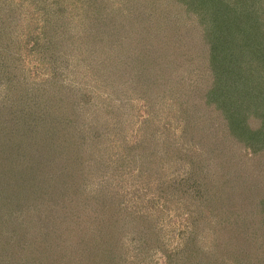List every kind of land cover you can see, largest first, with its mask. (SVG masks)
Returning a JSON list of instances; mask_svg holds the SVG:
<instances>
[{
  "label": "rangeland",
  "instance_id": "374dc122",
  "mask_svg": "<svg viewBox=\"0 0 264 264\" xmlns=\"http://www.w3.org/2000/svg\"><path fill=\"white\" fill-rule=\"evenodd\" d=\"M14 1L12 33L21 40L19 45L10 44L24 64L21 73L28 87L21 92L27 101L16 95L19 91L15 94L0 85V109L4 107L7 115L12 99L20 110L25 106L24 112L34 100H45L47 107L56 105L52 107L57 111L67 103L75 108L72 116L63 115V106L58 111L64 119L53 121L59 125L57 134L51 133L52 112L27 117L44 132H31L26 126L21 147L27 146L33 154L30 160L39 163L40 148L65 138L68 150L58 148L55 159L50 156L54 169L71 176L65 181L79 182L77 189L83 195L94 194L98 185L106 187L101 203L88 201L71 211L76 223L60 227V236H50L53 224L48 231L44 228L50 205L42 206L39 215L31 209L33 218L25 211L26 196L18 198L25 203L16 202L20 205L14 211L10 204L3 206L0 263L36 264L37 259V264H242L241 260L264 264V137L257 138L264 128V29L257 44L263 55L238 57L243 66L239 72L249 77L240 90L226 91L230 101L224 105L207 96L215 69L207 62L198 0H57L48 8L51 14L63 8L62 19L52 16L63 27L62 33L51 34L57 43L51 51L42 36L38 44H25L32 29L42 31L51 19L35 13L29 0ZM260 1L249 3L264 21V0L261 7ZM109 21L116 42L104 35L110 32ZM93 32L102 41L85 40ZM170 41L175 42L169 45ZM155 50L161 52V63L154 67L147 53ZM0 59L5 66L10 62L9 56ZM226 69L229 73L233 68ZM61 70L63 78L58 76ZM148 72L152 80L142 83ZM153 79L168 86H157ZM41 105L36 103L37 108ZM6 115L3 111L8 120ZM20 116L23 119V113ZM74 116L76 121H67ZM19 141H13L14 151ZM77 150L83 165L71 160ZM25 160L14 162V169L0 168L2 201L17 198L10 186L16 174L27 175L31 161L25 165L29 158ZM97 161L103 176L94 168ZM35 171L38 179L49 176V170ZM27 176L17 183L22 195L30 184ZM38 179L34 181L42 178ZM225 180L231 185H222ZM60 204L62 200L51 207ZM101 206L103 215L98 217ZM38 236L49 240L42 246L39 239L31 242ZM244 248L245 257L238 256Z\"/></svg>",
  "mask_w": 264,
  "mask_h": 264
},
{
  "label": "trees",
  "instance_id": "16d2710c",
  "mask_svg": "<svg viewBox=\"0 0 264 264\" xmlns=\"http://www.w3.org/2000/svg\"><path fill=\"white\" fill-rule=\"evenodd\" d=\"M22 1L23 0H21V2ZM29 1L35 4L36 6L35 13L37 11L40 12V14L43 16V19L49 18L51 19L50 20L51 22L44 24V25L42 24L43 25L42 31L39 30L41 29V27H36L32 29L31 32H34V34L29 32L30 36L28 39H26L25 44L26 46H32V45L38 44L42 36L44 45L47 44V46L49 47L48 50L51 51V49L54 46L55 47L57 46V43L54 37L51 36V34L54 32L56 34L58 33V31L62 33L61 28L63 27L62 26L63 23L62 24L58 23L57 18H55L54 21H52V16L56 14L55 16L62 19L63 18L62 17L63 8H59L55 10L54 13L51 14L50 8H52L53 5H56L59 3L57 0L55 1L29 0ZM14 2H15L14 0H0V58H2L3 56H6V57L9 56V61H10V62L8 61L9 62L8 65L5 66L2 64L3 60L0 59V85L15 94L17 91H19V93L16 95L17 96L19 95V98L24 100L25 98H27V95L21 91L25 90V88L28 87L27 86L28 83L25 82L27 77L23 76L21 73V71H23L24 69V64L21 61V58L15 55L16 53L12 45L10 44L13 41V43L15 42V44L18 42V45H19L20 40H21L19 39V37H15L14 34L12 33L13 28L16 26V23L12 21H14L15 19L14 14L17 11L14 5H12V3ZM262 2L263 0L259 2L260 7L262 6ZM197 4H200V9H201L199 13L200 14L199 19H200V23L203 25L202 31H203V36H204V39L207 45V53H208L207 56L209 58V61L207 62L211 64V66H213L215 69L212 81H210V85H209L210 87L207 91V96L209 99H213L211 101H215L216 103L219 101V102H222L224 105L225 104L229 105L230 99L226 91H228V89L235 90V91L240 90L242 86L241 83L245 81L246 78L249 77V76H246L245 78L243 77L242 72H239L238 69L240 68L242 69L243 66L238 62V59H239L238 57L243 58L246 56V54H249L248 55L249 58L254 57V58L260 59V57L263 55V53H260V46H258L259 45L258 43L260 42L258 41H260L261 39V32H262V29H264V21H261L260 19H258V16H257L258 12L256 9L252 7V5L249 3V0H210L209 2L208 0H205V1L198 0ZM245 19H250V20L243 23V20ZM97 22L98 21L95 20L94 24L97 27H99L100 25L98 26ZM109 23H110V26H109L110 32H106V34L104 33V35L107 41L116 42L118 40V37L112 27L113 22L109 21ZM228 28H230L233 32L226 34L225 31ZM221 29L224 30L222 35L220 33ZM102 32H105V31L102 30ZM10 33L12 34L10 35ZM38 33H39V36H36V34ZM163 36L165 38V35ZM252 36L255 37L256 39L253 40L254 38H252L251 40H249L250 37ZM91 38L92 40L102 41L101 40L102 37L97 36L96 32H93L91 35H88L87 39L85 40L89 41L91 40ZM173 42L175 41H170L169 45L172 44ZM68 46L69 45L67 41L66 47L69 48ZM254 50H255V53H254ZM167 51L169 50L167 49ZM172 52H174L173 49H172ZM160 54H161L160 50H155L153 52L147 53V55H149V58L152 59V63L154 67L157 65L158 63L157 61L161 63ZM263 57L264 55L262 56V58ZM67 64L68 62L64 64V67H66ZM228 67L233 68V69H230L232 72L229 71V73H227L228 70L226 68ZM63 72L64 70H61L58 73L59 78L61 77L63 78L64 76ZM146 76L147 78H144L142 83L145 82V84H147L149 83L148 80L151 81L152 80L151 78H153L151 72H148ZM157 82H158L157 86H162V87L168 86L166 85V82L162 80L153 79L154 84L155 83L157 84ZM61 84L63 86L65 85L62 82ZM66 90H68V92L71 93V87L66 88ZM225 97L227 99L226 101L224 100ZM15 100L16 99H12L11 106L9 107L10 110L7 115L10 117L8 118V120L2 117L3 111H4V115H6L5 114L6 110H4L5 108L3 107L0 109V168H2V171H5V170L7 171L12 168L14 169L15 168L14 162L18 161L17 162L18 165L21 163L23 164V161L25 159L28 160L29 158L28 161L25 160L26 161L25 165H27V163L31 161V165H27V175L28 174L29 175L27 176L25 174H22V177L27 176L26 180L30 179L28 180L30 184L26 186L25 190L23 189L24 191L22 195V193L20 192L19 186L17 184L18 181L20 182L22 177L17 178L16 177L17 174H16L15 175L16 179H14V185L13 187L10 186V188L15 189L14 191H12V197L14 193H16V196H17L16 199L13 198L15 203L12 202L11 200L5 201L6 202L5 203L0 198V203H5L4 205L0 204L1 206L0 212L3 210V206L5 205L8 206L10 204L9 206L14 211L16 210V207H18L17 205H20V204L22 205V202L25 203L24 202L25 200L20 201L21 200L20 196L22 197L26 196L25 198H26V206H27L26 208L27 209H25V211L27 210L26 212L28 214L31 212V209H34L37 211V214L39 215V211L41 210L42 206H44V209H45L48 205H50L48 206L50 208L45 210L46 212L44 216L46 218V222L44 224L46 227L44 228H46V231H48L50 224L51 225L53 224V231L50 236L52 237V235L54 234H56L57 236H60V234L62 233L60 227L66 228L67 225L76 223V220H74L75 218H74L73 212L71 211H74V209L79 205L82 206L83 203H86V202L89 203L88 201L94 200V201H99V203H101L100 201L102 200V198H99V197H101L102 191L106 187V185H103V186L98 185V189L97 190L94 189V191H96L97 193H100L99 196H97L96 192L94 194H89V193L84 192L86 195H83L82 192L81 193L78 192V189H80V187L77 189L79 182L75 183L74 179L71 180V178L70 180L65 181L64 178L70 175L64 174L66 173L64 171L63 173H61V171H56L54 169L53 164H50L52 163L50 156L55 159L58 148H60L61 152L63 153H65V151L68 150V148L66 147H68V144L70 142H68L65 138L62 141V143L60 142L58 144H55L56 142L54 141L53 143H51L52 146L50 147L48 146L45 150L44 149L42 150L40 148L41 151H39L40 153L39 163H36L34 160L32 161L33 158L30 160L33 154L32 155L29 154L28 148H26L27 146L24 148L21 147V143H23V140H25L22 137H25L24 129L26 128V126L27 128H31L30 129L31 132L32 131L40 132L41 130L42 132H44L43 126L40 127L36 121H35L34 126H32L31 125L32 122L27 121L26 119L27 117H30V118L34 117L36 115L35 112H37L38 115L41 114L42 116H46L47 112H49V114L50 112H52L50 120H51V125H53L54 127H51L52 128L51 133L54 132V134H57L56 133L57 130L55 127H58L59 125L56 123L54 124L53 121H63L64 119L63 115H65V117L72 116L71 114L75 115L76 113L75 108L70 107L68 103L66 105H61V107L63 106V111H62L63 115H62L61 113L58 114V111H60L61 107H59L57 111V109L54 108L56 105L50 104V106L47 107V106H43V104L44 105L46 104L44 103L45 100H34V102L39 104V106L40 104H42L41 106L43 107L38 106L37 108L36 103L33 102L32 104H27L26 107L28 109L26 112H24L22 110L25 109V106H23L22 110H20L18 106L16 105ZM24 101H27V99H25ZM19 111H22V112H20L19 114L18 113ZM22 113H23V119L20 116ZM19 116H20V119H19ZM59 116H61V118L63 119L61 118L59 119L58 118ZM76 116H74L73 118H69L67 121H76L77 119ZM2 118H4V120H2ZM1 121H4V122H1ZM241 123L242 121H239V125ZM45 127L47 126L45 125ZM54 128L55 130H53ZM262 131L263 132H259L257 138L262 139L264 137V128H262ZM46 133L47 132L45 131V134H43V136L47 138L48 133L47 134ZM49 135H52V134H49ZM16 139L20 140L19 141L20 143H19V146H17L16 150L14 151L12 149V147L14 148L12 144H13V141ZM82 146H83V143H82ZM73 152L75 151L73 150ZM211 153L214 154L215 150H214V153L213 152ZM72 156H75V157L72 158L71 160L75 159L79 161V163L81 164L83 163V157H82L83 155L79 153V150H77V153L73 154ZM18 159H21V161ZM104 159H105L104 161H106V158ZM19 161L21 163H19ZM107 164H108V161H107ZM94 168L98 170V172H101L100 173L101 176L104 175V172H103L104 170L102 169V164H100V162L97 161ZM36 169L49 170L50 174L48 173L49 175L48 177L46 176L39 177V179L42 178L39 180L37 177L38 172L35 171ZM32 172H36L37 174L32 173ZM1 173L2 172H0V174ZM30 173H32V175ZM36 179H38L39 181L35 182ZM230 181L231 180H225L222 182V185L230 186L231 185ZM39 199H40L41 204L37 203ZM31 200H34V201L31 202ZM58 200H62V204L57 205V206L53 205L51 207V205L54 202H58ZM9 201L10 203H8ZM16 202H20V204H16ZM30 204L31 206H29ZM62 205H64L65 208ZM61 208L64 209V211H62ZM103 211L104 209L101 206L98 211V217H101L103 215ZM30 214L32 218L33 216H36V214L32 212ZM8 215L10 216V213ZM115 229L113 230L114 232H115ZM48 237L49 236H44L40 240V237L38 236V238H36L37 239L36 241L31 240V242L35 243L39 239V246H42L46 240H49ZM18 242L20 241L18 240ZM238 256L245 257V248L243 250V253ZM33 260L35 261L36 264L40 263L39 261H37V259H33ZM46 260H47L46 257H42V261L47 262ZM238 262L242 264H248L247 261H243V260L238 261Z\"/></svg>",
  "mask_w": 264,
  "mask_h": 264
}]
</instances>
